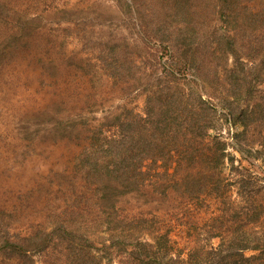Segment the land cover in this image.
I'll return each instance as SVG.
<instances>
[{"label":"rangeland","instance_id":"1","mask_svg":"<svg viewBox=\"0 0 264 264\" xmlns=\"http://www.w3.org/2000/svg\"><path fill=\"white\" fill-rule=\"evenodd\" d=\"M215 31L233 43L228 69L237 60L258 68L249 74L258 103L264 0H0V264H85L88 237L105 256L120 229L102 193L84 179L86 160L102 154L120 123L143 115L162 84L218 110L229 169L253 173L259 185V129L233 125L218 99L223 88L180 64L172 48L212 42ZM171 179L154 177L114 201L185 247L184 230L209 221L215 206L190 210Z\"/></svg>","mask_w":264,"mask_h":264},{"label":"trees","instance_id":"2","mask_svg":"<svg viewBox=\"0 0 264 264\" xmlns=\"http://www.w3.org/2000/svg\"><path fill=\"white\" fill-rule=\"evenodd\" d=\"M187 41L172 46L179 63L223 88L218 99L233 125L254 124L259 129V161L264 162V96L252 103L258 86L249 75L258 68L237 60L235 68L228 69L230 53L235 52L226 33L215 31L212 42ZM162 87V93L148 99L143 115L120 123L118 132L104 142L102 154L86 160L84 179L102 193L113 228L120 234L111 236L105 256L98 255L88 237L85 264H114V258L118 264H264V178L258 185L253 173L233 175L215 107H208L199 95L186 99L173 85ZM160 176L172 177L169 187L192 202L190 210L215 206L209 221L184 230L185 247L179 246L172 231L160 233L147 218L128 217L115 205V198L142 191ZM249 252L254 254L248 256Z\"/></svg>","mask_w":264,"mask_h":264}]
</instances>
